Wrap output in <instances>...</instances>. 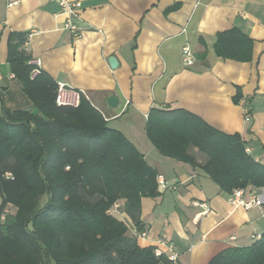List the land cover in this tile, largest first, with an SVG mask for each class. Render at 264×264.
<instances>
[{"label":"crops","instance_id":"obj_1","mask_svg":"<svg viewBox=\"0 0 264 264\" xmlns=\"http://www.w3.org/2000/svg\"><path fill=\"white\" fill-rule=\"evenodd\" d=\"M78 1L81 32L75 37L53 0H23L10 8L0 0V87L7 103H26L8 64L9 35L26 32L25 52L57 83L84 92L161 177L159 195L142 199L140 246L169 253L171 244L179 264H208L228 247L252 244L254 235L264 234V206L235 205L200 166L162 154L147 137L146 123L153 107L187 110L223 133H239L248 153L264 164V0ZM235 27L254 41L251 61L215 52L217 34ZM185 44L195 55L207 49L210 67L185 65ZM112 56L119 62L114 68ZM110 96L118 97L117 107L108 104ZM245 107L252 113L248 121ZM190 152L198 163L206 160L196 148ZM255 192L264 199V189ZM250 194L249 188L244 199ZM122 206L111 212L128 219L135 234Z\"/></svg>","mask_w":264,"mask_h":264},{"label":"trees","instance_id":"obj_2","mask_svg":"<svg viewBox=\"0 0 264 264\" xmlns=\"http://www.w3.org/2000/svg\"><path fill=\"white\" fill-rule=\"evenodd\" d=\"M27 39L26 32L8 39V64L26 103L6 104L0 87V264H170L167 254L157 256L156 246L137 240L145 231L142 199L159 195L157 170L84 96L79 107L56 103L55 79L43 70L31 77ZM253 42L235 27L219 32L214 48L219 57L245 62ZM195 56V66L210 67L207 49ZM242 97L239 91L235 101ZM146 133L162 154L200 166L229 196L264 189V164L239 133H223L184 109L158 107L148 112ZM192 148L206 156L203 163ZM119 202L135 234L128 219L111 212ZM208 264H264V234Z\"/></svg>","mask_w":264,"mask_h":264},{"label":"built area","instance_id":"obj_3","mask_svg":"<svg viewBox=\"0 0 264 264\" xmlns=\"http://www.w3.org/2000/svg\"><path fill=\"white\" fill-rule=\"evenodd\" d=\"M6 3V5L10 8L16 5H19L23 0H2ZM55 1L60 7V13L65 16V28L70 30L75 37H78L81 32V28L77 23V19L79 18L80 9L82 8L83 4L81 1L78 0H53ZM183 59L185 65L192 66L195 63V53L192 50L189 44L183 45ZM30 64L33 66V70L31 73V77H36L41 72V60L39 58H32L30 60ZM81 90L75 89L73 87H69L64 83H58V89L56 94V103L59 106H71V107H79L81 103V98L83 96ZM245 118L246 120L251 119V110L249 107H245ZM158 182L161 181V177L158 176ZM249 188H241L235 190L232 195H230L231 201L235 203L237 206H242L245 209H250L254 206H264V199L260 198V196L253 191L251 188L250 199L245 200L244 194L246 190ZM117 207V204L115 205ZM261 235H254L253 238L259 239ZM234 238V237H233ZM168 252L162 251L160 248L157 247L156 255L161 256L162 254H167V257L170 261V264H179L178 262V254L174 251L173 245H167Z\"/></svg>","mask_w":264,"mask_h":264},{"label":"water","instance_id":"obj_4","mask_svg":"<svg viewBox=\"0 0 264 264\" xmlns=\"http://www.w3.org/2000/svg\"><path fill=\"white\" fill-rule=\"evenodd\" d=\"M109 62H110V65H111L113 68H114V67H117V66H118V63H119L118 60H117V58H116L115 56L110 57ZM108 104H109L111 107L113 106V108L117 107L118 104H119V99H118V97H117V96H110V97L108 98ZM33 112L36 113L37 110H34Z\"/></svg>","mask_w":264,"mask_h":264},{"label":"rangeland","instance_id":"obj_5","mask_svg":"<svg viewBox=\"0 0 264 264\" xmlns=\"http://www.w3.org/2000/svg\"><path fill=\"white\" fill-rule=\"evenodd\" d=\"M6 104L10 105L13 108H14L15 105H17V103H6ZM50 264H56V263L55 262H52Z\"/></svg>","mask_w":264,"mask_h":264}]
</instances>
